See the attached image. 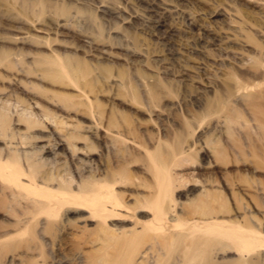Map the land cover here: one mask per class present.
I'll return each instance as SVG.
<instances>
[{
    "label": "rangeland",
    "instance_id": "rangeland-1",
    "mask_svg": "<svg viewBox=\"0 0 264 264\" xmlns=\"http://www.w3.org/2000/svg\"><path fill=\"white\" fill-rule=\"evenodd\" d=\"M113 7L117 12H112ZM48 9L59 24L45 18ZM74 13L81 22L63 23ZM185 15L192 17L191 25ZM234 25L241 32L232 34ZM224 33L236 39L219 42L216 36ZM87 36L95 38L96 44H88ZM258 64L264 66V0H0V102L11 105L4 112L11 141L20 142L18 132L24 130L16 123L28 125V136L21 142L32 153L29 159L50 160L46 152H55V162L62 163L65 170L59 175L71 183L73 191L103 178V171L122 168L130 180L115 190L128 206L144 195L130 183L139 181L143 189L153 183L142 171L156 156L157 148L150 140L168 146L189 141L193 144L191 159L172 171L176 217L183 209L193 211L203 202L224 199L231 219L241 224L257 219L264 231V208L255 211L240 192L235 190L236 195L231 196L222 185L229 180L264 186V173L253 174L249 168L253 161L264 167V160L255 154L253 133L247 140L235 134L226 136L203 119L208 105L224 97L226 81L264 84V78L252 75ZM104 80L112 82L105 85ZM82 89L97 94L89 96L84 107L75 97ZM232 116L246 120L240 108ZM59 122L70 128L75 150L85 145L90 149V173L80 171L64 147L54 150ZM125 127L148 155L129 149L118 159L106 147V129L128 140ZM205 142L214 148L216 166L210 172L202 170L200 160ZM257 202L264 207V201ZM244 204L249 212L236 214L235 209ZM17 211L15 202L0 196V224H6L5 218L11 219ZM132 215L133 221L149 218L138 211ZM87 218L85 212L64 209L57 221L79 231L83 238H92L97 235L95 225ZM107 226L130 229L131 223L111 221ZM36 238L43 263L56 264L54 246L45 244L37 234ZM212 264L248 263L239 262L235 252H217Z\"/></svg>",
    "mask_w": 264,
    "mask_h": 264
},
{
    "label": "bare ground",
    "instance_id": "bare-ground-1",
    "mask_svg": "<svg viewBox=\"0 0 264 264\" xmlns=\"http://www.w3.org/2000/svg\"><path fill=\"white\" fill-rule=\"evenodd\" d=\"M160 5L162 7L163 4ZM161 9L168 12L165 5ZM111 10L117 12V8L113 7ZM44 16L59 24L49 9L44 12ZM186 17L191 25L192 17ZM80 19L82 18L74 13L63 23H79ZM231 30L232 34L241 32L237 25L231 26ZM216 37L219 42L236 39L234 35L225 33ZM85 39L88 44L96 42L91 36ZM252 75L264 78V66L258 64ZM111 82L104 80L103 84ZM225 83L224 97L208 105L203 119H208L211 127L226 136L235 134L247 140L249 134L253 133L252 139L258 149L255 154L259 155L260 160H264V84H241L235 79ZM89 96L96 97L97 94L82 89L75 95L82 107L89 103ZM8 106L11 107L0 102V196L15 202L18 211L11 219L5 218L8 221L6 224H0V264H44L36 234L45 244L54 246L58 256L56 264H212V255L217 252H235L237 260L242 263L264 262V231L260 229V221L251 219L250 222L241 224L231 219L224 199L203 202L202 206L193 211L183 209L182 214L176 217L177 204L171 198V192L175 188L172 171L178 164L191 159L193 144L188 140L185 143L176 141L171 146L159 140H150L151 145L157 148L154 151L156 156L147 165H143L142 171L153 183L151 187L145 186V189L139 181L130 183L134 189L143 191L144 195L128 206L121 201L115 190L118 185H127L130 180L122 168L103 171V178L92 181L86 188L81 185L75 187L73 191L71 183L62 180V175H59L65 170L62 163L55 162V152H46L51 156L50 160L42 157L37 161L30 160L32 153L21 142L28 136L30 127L16 123V126H22L24 130L18 132L20 142H12V134L4 114ZM236 108H240L246 120L232 116ZM88 130L96 133L95 127ZM69 131L70 128L64 123H58L55 128L57 148L54 150L64 147L72 159L76 160L77 168L90 173L93 155L86 145L75 150ZM123 131L128 140L121 138L119 132H112L110 129L104 132V144L116 153L118 159H123L129 149L148 155L147 150L130 137L129 127H125ZM234 151L240 154L238 150ZM200 152L202 170L210 172L216 166L213 160L214 148L205 142L202 143ZM20 156L23 158L22 162ZM251 164L249 168L251 167L253 174L264 173L261 163L253 161ZM225 181L222 185L231 196L236 195L235 190L240 192L247 198L251 208L262 212L260 208L264 207H260L257 202L264 201V186L260 182L248 184L245 181ZM200 190L202 194L205 193L203 187ZM249 206L244 204L235 209V213L244 215L249 212ZM139 208L142 210H138ZM64 209L87 213V220H92L90 221L95 225L93 232L97 235L83 238L79 236V231L58 223L57 218ZM133 211L143 212L149 218L142 222L133 221ZM111 221L129 222L131 227L114 230L107 226ZM36 227L38 230L35 233ZM50 230H54L51 235L48 233ZM139 236L143 237L138 238ZM109 245L113 247L109 248Z\"/></svg>",
    "mask_w": 264,
    "mask_h": 264
}]
</instances>
